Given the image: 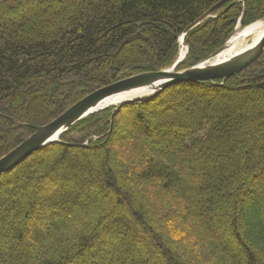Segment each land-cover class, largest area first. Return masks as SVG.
Here are the masks:
<instances>
[{"label":"trees","instance_id":"16d2710c","mask_svg":"<svg viewBox=\"0 0 264 264\" xmlns=\"http://www.w3.org/2000/svg\"><path fill=\"white\" fill-rule=\"evenodd\" d=\"M221 1L0 0V157L34 132L16 120L171 67ZM262 18L264 0L226 2L177 69ZM114 109L0 174V264H264V53Z\"/></svg>","mask_w":264,"mask_h":264},{"label":"water","instance_id":"95a60500","mask_svg":"<svg viewBox=\"0 0 264 264\" xmlns=\"http://www.w3.org/2000/svg\"><path fill=\"white\" fill-rule=\"evenodd\" d=\"M228 1L234 0H222L191 24L185 32L179 36L181 44L185 46V36L188 31L198 26L205 19L211 17L217 8ZM240 1L244 4L245 9L248 0ZM255 24H264V19L241 30L243 31L241 37L256 30ZM229 40L201 63L178 70L177 68L183 62L189 51V47L185 46V54L182 55L181 53L177 61L171 67L160 71L134 75L99 88L71 106L48 124L36 126L15 119L20 125L32 128L34 132L9 153L0 157V174L12 170L35 151L59 142L60 137L67 132V130L90 114L97 113L109 107H115L111 116L113 125L117 111L125 105L138 101L151 100L163 94L174 85L183 82L215 81L218 79L225 82L229 77L237 75L245 70L264 53L263 29L254 43L231 57L216 60L227 48ZM113 97H119L120 101L110 106H101L103 102Z\"/></svg>","mask_w":264,"mask_h":264},{"label":"bare ground","instance_id":"6f19581e","mask_svg":"<svg viewBox=\"0 0 264 264\" xmlns=\"http://www.w3.org/2000/svg\"><path fill=\"white\" fill-rule=\"evenodd\" d=\"M256 30H253V32L248 33L246 36L241 37L242 32L243 31H239L236 32L229 40L228 46L227 48L221 53V55H219L216 60H220V59H225L228 57H231L235 54H237L238 52H240L241 50H243L244 48H246L247 46H249L250 44L254 43L258 37L260 36V34L262 33L263 29H264V24H255L254 25ZM252 37V40L247 42V38ZM186 52L185 49H183L181 51L182 55H184ZM119 97H113L110 98L108 100H106L105 102H103L101 104L102 107L105 106H110L111 104H115L117 102H119Z\"/></svg>","mask_w":264,"mask_h":264},{"label":"rangeland","instance_id":"374dc122","mask_svg":"<svg viewBox=\"0 0 264 264\" xmlns=\"http://www.w3.org/2000/svg\"><path fill=\"white\" fill-rule=\"evenodd\" d=\"M234 1H240V0H234ZM262 19H264V18H262ZM262 19H258L257 21H255V22H258V21H260V20H262ZM255 22H253V23H255ZM253 23H251V24H249V25H247V26H242V24H241V22L239 21L238 22V24L236 25V27H235V30H234V32H233V34H232V36L236 33V32H239V31H241V30H243L244 28H246V27H248V26H250V25H252ZM231 36V37H232ZM230 37V38H231ZM229 38V39H230ZM228 39V40H229ZM227 40V41H228ZM252 40V37H250V38H247V42H249V41H251ZM180 41V40H179ZM227 43V42H226ZM180 45H181V47H180V49H179V53H178V57L180 56V54H181V51L183 50V49H185L186 50V47H188V45L186 44V42H185V46H183L182 44H181V42H180ZM189 52V51H188ZM204 61V60H203ZM202 62V61H201ZM201 62H199V63H201ZM199 63H197V64H199ZM197 64H195V65H197ZM195 65H193V66H195ZM192 67V66H191ZM187 68H189V67H187ZM111 120V119H110ZM111 124H112V120H111Z\"/></svg>","mask_w":264,"mask_h":264}]
</instances>
